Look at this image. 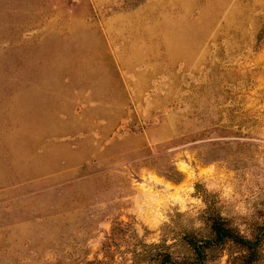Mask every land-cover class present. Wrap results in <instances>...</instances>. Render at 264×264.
<instances>
[{
  "label": "rangeland",
  "instance_id": "obj_1",
  "mask_svg": "<svg viewBox=\"0 0 264 264\" xmlns=\"http://www.w3.org/2000/svg\"><path fill=\"white\" fill-rule=\"evenodd\" d=\"M225 185L264 264V0H0V264L120 260L116 222L128 250L208 204L238 224Z\"/></svg>",
  "mask_w": 264,
  "mask_h": 264
},
{
  "label": "trees",
  "instance_id": "obj_2",
  "mask_svg": "<svg viewBox=\"0 0 264 264\" xmlns=\"http://www.w3.org/2000/svg\"><path fill=\"white\" fill-rule=\"evenodd\" d=\"M174 167V166H173ZM180 172L173 168L168 177L179 180ZM219 210L211 204L201 212L199 219L204 224L200 228L185 224L180 218H171L164 224L159 242H139L135 248L123 250L116 241L123 228V222H116L107 240L103 243V251L120 254V260L99 261L103 264H209L220 258L225 251L229 253L230 264H254L261 258L259 240L247 239L239 230L231 225L227 218L219 214ZM237 248L238 255L231 251ZM113 249V250H112ZM130 253L131 257L126 254Z\"/></svg>",
  "mask_w": 264,
  "mask_h": 264
},
{
  "label": "clouds",
  "instance_id": "obj_3",
  "mask_svg": "<svg viewBox=\"0 0 264 264\" xmlns=\"http://www.w3.org/2000/svg\"><path fill=\"white\" fill-rule=\"evenodd\" d=\"M204 187L206 191H212V187H209L206 183L204 184ZM181 189H177V194L170 197L171 204L175 207L176 211L179 213H184L188 210L189 206H195L198 205L199 208L195 210L194 215L197 217L202 209L205 208V203L202 201L201 198L197 196L191 195V193L194 191L193 186H189L184 191L186 192V197L179 195ZM218 196L222 198L223 200L229 201L233 204V213L235 216L240 217V223H236L233 217H230L226 214L223 208L220 210V216L227 219L233 220V225L239 230V233L244 236L247 239H251V232L249 231L247 235H245V229L248 227L247 223L242 222V220H248L250 212L249 209H254L253 205L256 203V201L249 202L248 197L244 196L241 198L239 194H233V189L230 185H225L224 190L218 193ZM160 220L167 221L168 216L165 215L164 212L158 213ZM202 226V222L198 219L193 220V227L194 228H200ZM221 264H227V255L224 254L221 256Z\"/></svg>",
  "mask_w": 264,
  "mask_h": 264
}]
</instances>
